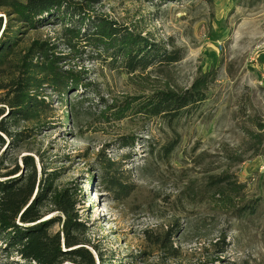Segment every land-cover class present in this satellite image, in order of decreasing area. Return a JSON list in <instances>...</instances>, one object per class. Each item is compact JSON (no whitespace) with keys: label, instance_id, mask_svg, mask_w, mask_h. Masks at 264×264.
<instances>
[{"label":"rangeland","instance_id":"1","mask_svg":"<svg viewBox=\"0 0 264 264\" xmlns=\"http://www.w3.org/2000/svg\"><path fill=\"white\" fill-rule=\"evenodd\" d=\"M75 1L88 4L91 17L147 34L182 58L128 74L109 64L101 49L66 46L60 22L31 29L0 8V35L10 25L20 37L2 84L35 40L53 44L50 51L63 57L58 66L88 84L67 92V109L55 91L42 89L45 112L0 131V174L31 173L24 169L27 156L37 183L61 168L54 187L77 185L96 264L99 255L112 264H264V0ZM211 69L217 77L207 98L172 123L100 116L103 103L181 93ZM18 136L23 139L14 141ZM128 139L134 144L121 146ZM171 142L176 145L167 155L164 146ZM219 176L236 185H215ZM113 178L111 187L106 179ZM247 204L258 208L241 215L237 209ZM41 214V220L57 214L48 198ZM0 264L24 262L0 251Z\"/></svg>","mask_w":264,"mask_h":264},{"label":"trees","instance_id":"2","mask_svg":"<svg viewBox=\"0 0 264 264\" xmlns=\"http://www.w3.org/2000/svg\"><path fill=\"white\" fill-rule=\"evenodd\" d=\"M0 8H8L25 27L40 28L60 22V36L70 48L83 44L92 49H101L109 64L121 67L132 74L144 71L155 64L169 65L182 58L181 51H167L161 43L149 36L136 32L127 25H121L103 17H91L88 4L75 0H0ZM1 28V24H0ZM18 30L7 25L0 35V78L15 53L20 37ZM53 44L33 41L21 56L20 63L12 77L2 84L0 91L5 95L0 99V131L8 133V123L16 126L23 120H36L48 105L40 95L42 89H52L64 104L69 106L67 92L81 90L83 83L78 74L58 66L63 57L50 50ZM216 69L199 75L190 87L181 93L156 91L154 94L126 97L119 104H102L100 116L105 120L120 121L129 115L147 119L160 117L168 123L181 115L200 107L207 98V89L216 79ZM64 121L70 120L72 111L68 109ZM25 130L19 132L23 135ZM1 139V137H0ZM14 141L23 137H14ZM133 145L127 140L121 146ZM175 143L164 146L170 154ZM24 169L31 173L18 175V169L0 174V251L5 255L16 254L24 264H96L88 248L85 233L88 230L77 206L79 204L77 185L70 183L62 189L54 187V181L62 175V169L44 173L36 182L34 162L24 157ZM113 166V162L107 163ZM231 190L236 184L228 176L215 178ZM111 187L116 180L106 179ZM49 199L57 214L50 220H41V208ZM32 200V201H31ZM257 204H247L238 208L240 214L255 213ZM56 227V229H55ZM97 264H112V260L99 255ZM69 261V263H65Z\"/></svg>","mask_w":264,"mask_h":264}]
</instances>
